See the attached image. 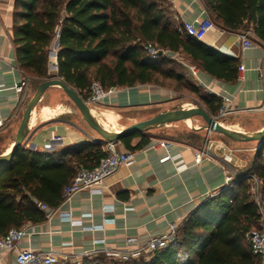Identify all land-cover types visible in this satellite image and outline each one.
I'll return each instance as SVG.
<instances>
[{
	"label": "trees",
	"instance_id": "1",
	"mask_svg": "<svg viewBox=\"0 0 264 264\" xmlns=\"http://www.w3.org/2000/svg\"><path fill=\"white\" fill-rule=\"evenodd\" d=\"M202 2L217 25L243 31L252 25L255 37L264 42V0ZM13 8L16 61L34 89L54 74L85 100L93 80L105 89L154 83L196 96L216 115L222 98L202 93L172 65L173 58L149 56L144 49L149 42L186 56L193 66L216 78L234 81L238 76L237 57L223 54L175 26L170 0H14ZM58 31L57 72L51 74L50 51ZM135 138L139 140L133 144ZM151 139L147 131H140L122 136L119 143L133 151L150 144ZM180 139L196 145L205 136L192 131ZM102 145L82 141L59 152L20 145L10 162L0 164V237L11 228L47 220L37 202L58 207L65 200L64 187L78 169L93 168L105 156ZM249 174L260 179L264 196V144L255 148L227 187L206 198L184 219L166 247L147 257L118 260L98 253L73 264H262L247 238L261 220Z\"/></svg>",
	"mask_w": 264,
	"mask_h": 264
},
{
	"label": "crops",
	"instance_id": "2",
	"mask_svg": "<svg viewBox=\"0 0 264 264\" xmlns=\"http://www.w3.org/2000/svg\"><path fill=\"white\" fill-rule=\"evenodd\" d=\"M170 3L175 26L207 12L202 0H170ZM13 6L14 0L0 1V118L4 120V126L0 128V154L11 146L35 91L29 76L16 61ZM241 32L243 30H228L216 24L201 41L223 54L237 57L239 66L245 68L241 72L243 78L237 76L234 81H226L197 67L199 78L209 86L207 89L197 84L190 70L192 64L186 56L178 53L172 65L198 85L202 93L228 97L233 110L221 120L231 128L251 132L264 126V42L253 35L250 37L252 46L244 48L239 36ZM57 38L59 31L51 51L57 52L59 48V44L55 46ZM55 63L57 59L50 55V64ZM25 77L27 85L19 93L15 85ZM186 96L167 86L137 83L130 87H118L107 101L94 104L105 119L98 111L93 109L92 112L107 125L115 122L114 116L129 112V121L122 124L127 126L161 111L187 106L183 100ZM70 101L60 86L49 87L30 120L31 129L23 146L37 151L59 152L82 141L102 142L99 134ZM190 119H187L189 124ZM146 131L152 138L151 143L133 150L134 162L121 166L106 178L101 193H93L86 188L75 192L54 208L53 215L47 220L29 224V233L19 247H51L78 253L91 247L97 238H104L111 247H141L150 236L167 232L172 222H183L202 201L227 187L228 170L235 177L236 171L247 165L257 147L254 141H236L237 144L233 145V142L209 135L205 136L202 144L195 145L185 139L162 136L160 130ZM159 139L171 141L168 150L157 143ZM138 140L135 138L133 144ZM119 145L124 148L121 143ZM204 148L207 153L197 159L195 152ZM105 206L109 209L104 210ZM63 213H69L71 220L64 218ZM128 238L135 240L126 243ZM67 242L71 245L62 246ZM14 256L15 251L0 250V264H14Z\"/></svg>",
	"mask_w": 264,
	"mask_h": 264
},
{
	"label": "built area",
	"instance_id": "3",
	"mask_svg": "<svg viewBox=\"0 0 264 264\" xmlns=\"http://www.w3.org/2000/svg\"><path fill=\"white\" fill-rule=\"evenodd\" d=\"M1 1V0H0ZM182 30L186 31L188 34L194 36L195 38L201 40L205 35L212 29L216 27V23L212 20L208 13L201 17L193 20H184L179 26ZM255 35L253 29H248L240 33V40L244 48H249L252 46L253 42L250 37ZM144 49L147 54L153 58L158 55L164 54L171 58L178 57L177 52H170L169 50L157 47L153 43H146ZM56 51L52 50L50 55L56 60ZM56 64V63H55ZM244 66H239L240 73L239 78H243L241 72L244 70ZM57 70V69H56ZM190 70L193 76L196 78L197 84L209 89V86L202 81L198 76V68L191 65ZM27 85L26 77L21 79L16 85L15 90L17 92H23L25 86ZM118 87L113 86L105 89L103 85L98 80H93L90 85V95L86 100L89 105L104 103L107 101L109 96L116 91ZM231 102L228 97L222 98L221 106L219 107L216 115H214L218 120L223 119L228 114L232 112ZM4 126V120L0 118V128ZM157 143L169 149L171 141L168 139H159ZM106 151L105 156H103L99 163L93 168L80 167L75 174L72 181L64 187L63 194L65 199L70 198L75 192L81 189H89L93 193H101L104 186V181L106 178L115 173L121 166L130 165L135 160V153L132 150H127L121 148L119 142L105 141L102 146ZM207 153L204 149L195 152L197 159L201 158L203 154ZM169 157V155H167ZM251 181V194L254 201L259 205L261 212L260 227L254 228L247 233V238L250 243L252 252L258 255L262 259V264H264V202L263 195L261 192L260 179L255 174H249ZM234 178V174L228 170L226 181L228 184ZM211 194L210 196H213ZM209 196V197H210ZM38 207L43 210L46 217L49 218L53 215L54 209L48 204L42 201L37 202ZM109 209L108 206L104 207V210ZM64 218L70 219L69 213L62 214ZM107 219H105L106 221ZM75 223V220L72 221ZM182 222H172L170 228L167 232L163 234L152 235L148 241L141 247L136 249H130L128 247H111L106 244L104 238L94 239L92 246L85 248L78 253L68 252L62 249L56 248H43V249H33L30 247H19V243L23 238L29 233V224L21 226L19 228H11L6 235L0 237V250L3 251H15L14 264H60V263H79L84 257L92 256L98 253H104L111 258L118 260H130L138 258L140 256H149L151 253L166 247L169 242L175 237L179 230ZM134 238H128L126 243L134 241ZM71 245V243H65L62 246L66 247Z\"/></svg>",
	"mask_w": 264,
	"mask_h": 264
},
{
	"label": "water",
	"instance_id": "4",
	"mask_svg": "<svg viewBox=\"0 0 264 264\" xmlns=\"http://www.w3.org/2000/svg\"><path fill=\"white\" fill-rule=\"evenodd\" d=\"M58 44L59 39L57 38L55 41V46L57 47ZM161 52L162 49L160 50V53ZM49 67L50 70H55L57 69V64H50ZM51 86H60L63 89V91L78 108L87 124L99 134L102 142H119L120 138L127 134L146 131L156 126L187 120L193 116H200L205 121L204 128H206L208 131L219 132L224 136L238 142L257 141V147L264 144V126L259 130L251 132L231 128L224 124L221 120H218L202 105L180 106L177 108L161 111L149 118L138 120L120 129H106L100 123L99 119H97V117L93 114V109L79 94V92L74 87L67 84L63 78L54 74L52 77L42 80L37 85L24 111L19 128L11 146L6 152L0 154V164L10 162L17 148L25 142V139L31 129L30 120L36 113L38 102L44 92Z\"/></svg>",
	"mask_w": 264,
	"mask_h": 264
},
{
	"label": "rangeland",
	"instance_id": "5",
	"mask_svg": "<svg viewBox=\"0 0 264 264\" xmlns=\"http://www.w3.org/2000/svg\"><path fill=\"white\" fill-rule=\"evenodd\" d=\"M211 19L212 17L210 15H208ZM213 20V19H212ZM56 69L55 70H50L51 74L56 73ZM185 94H187V96L185 98H183V100H185V103L187 104V106H191V105H202L203 107L206 108V106L204 104H202L194 95H191L190 93L187 92H183ZM70 104L72 106H74V109L77 107L74 105V103L72 101H70ZM92 109L98 111L102 117V119H105V116H103L102 112L100 111L99 108L96 107V105L91 104L90 105ZM207 109V108H206ZM78 110V109H77ZM80 113V111H78ZM131 114L129 112H122L120 116L116 115L114 116V123L110 124L108 123V127L110 130H116V129H120L123 128L125 126L126 122H128L129 120L127 119V116ZM191 124L188 123L187 120H181V121H177L172 123L171 125L166 126L161 125V127H155L154 129H149V130H154L157 131L160 130V134L162 136H167L169 138H173V139H177V138H181V137H187L188 134H190L192 131H199L200 134H202L203 136L209 135L213 138H222L227 140L228 142L232 143L233 145H236V141H233L229 138H227L226 136H224L221 133H217L214 131H208L206 128H204L205 125V121L203 120L202 117L200 116H193L191 119ZM223 123H225L224 120H221ZM86 124V123H85ZM86 126H88L86 124ZM96 132V131H95ZM235 142V143H234ZM255 144H258L257 141H254ZM197 145H200V143H197ZM255 150V149H254ZM254 150L252 151V154L254 152ZM255 227H253L254 229Z\"/></svg>",
	"mask_w": 264,
	"mask_h": 264
},
{
	"label": "bare ground",
	"instance_id": "6",
	"mask_svg": "<svg viewBox=\"0 0 264 264\" xmlns=\"http://www.w3.org/2000/svg\"><path fill=\"white\" fill-rule=\"evenodd\" d=\"M96 116V115H95ZM98 118V117H97ZM99 119V118H98ZM100 123L103 125L104 128L109 129L108 125L103 122L101 119H99Z\"/></svg>",
	"mask_w": 264,
	"mask_h": 264
}]
</instances>
